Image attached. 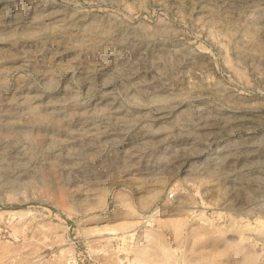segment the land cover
<instances>
[{
    "label": "rangeland",
    "instance_id": "obj_1",
    "mask_svg": "<svg viewBox=\"0 0 264 264\" xmlns=\"http://www.w3.org/2000/svg\"><path fill=\"white\" fill-rule=\"evenodd\" d=\"M0 264H264V0H0Z\"/></svg>",
    "mask_w": 264,
    "mask_h": 264
}]
</instances>
